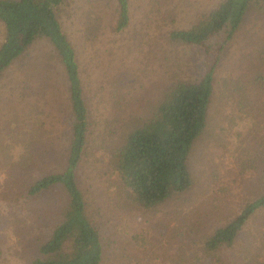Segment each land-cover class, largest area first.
I'll return each instance as SVG.
<instances>
[{"label": "rangeland", "instance_id": "1", "mask_svg": "<svg viewBox=\"0 0 264 264\" xmlns=\"http://www.w3.org/2000/svg\"><path fill=\"white\" fill-rule=\"evenodd\" d=\"M219 1L128 0V25L120 31L117 0L61 4L59 22L75 51L95 119L75 175L86 214L100 230L99 264H264V210L219 248V256L204 249L206 236L262 189L258 153L264 152V133L255 137L248 121L234 130L229 119L236 111L235 95L227 86L246 83L262 123L264 86L256 78L264 76V12L246 15L215 69L206 130L188 159L192 184L187 190L144 207L109 158L121 128L149 116L172 82L201 79L203 50L174 44L168 35L189 28ZM2 35L0 25V43ZM69 110L60 60L47 40H37L0 76V264H29L61 219L67 203L61 186L37 195L28 189L66 167ZM244 148L254 151L259 169L238 164L245 159Z\"/></svg>", "mask_w": 264, "mask_h": 264}, {"label": "trees", "instance_id": "2", "mask_svg": "<svg viewBox=\"0 0 264 264\" xmlns=\"http://www.w3.org/2000/svg\"><path fill=\"white\" fill-rule=\"evenodd\" d=\"M65 0H0V76L11 67L37 40H47L58 56L67 81L69 133L66 167L34 181L28 189L37 195L54 186H61L66 206L61 219L49 237L40 242L39 255L29 264H99L102 256L100 230L86 214V200L80 189L75 167L95 128L87 90L82 82L75 51L62 31L58 14ZM116 29L128 25V0H117ZM264 12V0H220L215 8L200 17L187 29H173L168 39L174 44L199 47L204 52L205 67L197 81L176 80L153 104L149 116L127 123L120 141L109 153L115 174L144 207H154L172 195L187 190L192 184L188 159L194 141L205 133L208 109L213 93L214 72L225 47L244 25L246 15ZM264 86V76L258 75ZM246 83L235 81L228 90L235 95L237 112L229 119L235 131L246 126L256 137L264 133V121L257 120L253 100ZM258 132V134H255ZM264 150V144H262ZM245 159L238 160L247 171L259 169L254 151L244 148ZM258 153V152H257ZM261 165V191L245 204L228 223L214 228L204 239V249L219 256V248L231 244L247 220L264 210V152L258 153ZM258 161V160H257ZM214 262L219 258L214 257Z\"/></svg>", "mask_w": 264, "mask_h": 264}]
</instances>
